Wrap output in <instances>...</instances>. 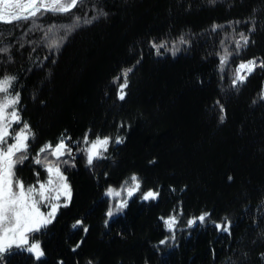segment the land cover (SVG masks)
I'll return each instance as SVG.
<instances>
[{"label": "trees", "instance_id": "1", "mask_svg": "<svg viewBox=\"0 0 264 264\" xmlns=\"http://www.w3.org/2000/svg\"><path fill=\"white\" fill-rule=\"evenodd\" d=\"M36 24H0V46L12 45L0 54V76L17 78L21 125L35 133L17 175L43 181L32 157L71 138L75 162L63 171L72 195L34 234L40 260L13 248L0 264H264V69L232 83L241 62L264 60V0H82ZM241 32L250 42L238 50ZM85 134L110 138L90 169ZM133 175L141 187L128 197ZM109 188L127 207L113 208ZM149 190L158 198L145 201ZM205 212L204 223L188 226ZM226 222L228 232L217 229Z\"/></svg>", "mask_w": 264, "mask_h": 264}, {"label": "snow or ice", "instance_id": "2", "mask_svg": "<svg viewBox=\"0 0 264 264\" xmlns=\"http://www.w3.org/2000/svg\"><path fill=\"white\" fill-rule=\"evenodd\" d=\"M80 3L82 0H0V24L12 25L19 21H32L34 27H40L36 24L37 20L49 13L71 14ZM95 18L94 16L93 19ZM80 19L79 16H76L72 24L63 27L70 32L73 27L80 24ZM90 22L84 21V23ZM236 23L240 22L237 21ZM220 27L222 26L214 25L213 31ZM54 28L55 25L48 27L45 36L51 34ZM253 30L254 26L249 29V32ZM239 35L240 39L235 41L238 50L241 47H247L250 42L248 35L243 32ZM181 43H184L183 39H181ZM59 46L60 40L57 39H53L49 44L50 48H58ZM152 46L157 49V52L160 48L165 47L164 44H153ZM11 47V44L0 46V54H9ZM231 55L225 50V54L220 57L222 68L227 64ZM8 58L11 59V56L9 55ZM257 68L264 69V60L258 61L256 58H252L241 62L235 69L233 86L237 83H244ZM131 71L132 69L129 68L122 73L124 82L120 85L119 99L121 100L125 98L124 89L128 85L127 76ZM119 78L117 77V79ZM16 79L12 75L0 76V259L5 253L16 248L32 253L36 260H40L45 253L34 234L52 223L58 209L61 206L67 207V202L71 200V187L67 183V177L61 171L60 165L61 163L65 165L68 163L66 160L61 161V157L65 155L73 157V148L70 146L71 138L67 141L61 138L54 146L52 143H47L41 147L32 159L35 164L45 168L48 179L45 181L38 179L36 184L25 185L24 180L17 175V166L23 165L25 161L29 160V142L35 139V133L27 122H23L18 131L14 127V125H21L22 119L17 107L20 103V93L17 91L13 94L11 91ZM261 98L264 99V94ZM83 143L87 146L83 150L87 153V164L92 165L94 160L103 158L101 149L107 151L110 138L97 136L96 139L89 140L88 135L85 134ZM116 143H123V140L117 139ZM41 154H44L43 159H41ZM48 156L54 157L55 160L49 161ZM36 175L39 177L40 174L36 173ZM130 179L131 187L125 189L128 197H132L141 187L136 175ZM107 194L110 196L121 195L120 192L114 191L112 188L108 189ZM158 196V192L149 190L143 194V199L145 201L155 200ZM62 198L66 201L64 204L60 203ZM127 203V200L121 201L116 206L117 210L127 207ZM41 206L46 207L48 211H41ZM107 215L111 217L113 211L109 210ZM209 215L210 213L205 212L199 217L189 219L187 224L191 227L197 221L204 223ZM81 223V221H77L73 227L75 228ZM176 223L175 216L165 221L170 231ZM230 226L231 222L216 225L218 230L224 232H228ZM84 231L87 232V228ZM161 243H165V241H161Z\"/></svg>", "mask_w": 264, "mask_h": 264}, {"label": "rangeland", "instance_id": "3", "mask_svg": "<svg viewBox=\"0 0 264 264\" xmlns=\"http://www.w3.org/2000/svg\"><path fill=\"white\" fill-rule=\"evenodd\" d=\"M263 94H264V89H263ZM22 125H19V126H17V125H14V127L16 128V130L18 131L19 130V127H21ZM100 138H104V137H100ZM9 142H11V141H9ZM110 144V143H109ZM109 146V145H108ZM87 146L83 143V145H82V150H84L85 148H86ZM108 148V147H107ZM73 151H75L74 149H73ZM101 152H102V155L104 156V155H106V151H104L103 149H101ZM74 153V152H73ZM74 155V154H73ZM42 156H44V154H42ZM74 157V156H73ZM73 157H69V156H67V155H65L64 157H62L61 158V161H64V160H66L68 163L65 165V164H63V163H61V165H60V167H61V171L63 172V174H64V176H65V172L63 171L64 169H63V167L64 166H67L68 164H71V163H73V162H75L74 160L75 159H73ZM50 158V157H49ZM73 159V160H72ZM55 159H54V157H52V158H50L49 159V161H54ZM83 160H84V164H85V166L87 167V168H93L94 166H96V163H97V161L98 160H94V162H93V164L92 165H88L87 164V153H86V151H83ZM66 177V176H65ZM48 179V174L46 175V177L44 178V180L43 181H45V180H47ZM67 183H68V181H67ZM32 184H36V183H32ZM26 186L27 185H29V184H25ZM119 197H122V195L121 196H119ZM112 206H113V208L114 207H116L121 201H123V200H119L118 199V196H115V195H112ZM66 201L64 200V198H62L61 199V201H60V203L61 204H64ZM68 203V202H67ZM60 209V208H59ZM58 209V210H59ZM41 211H44V212H46V211H48V209L46 208V207H44V206H41ZM58 212V211H57ZM57 212H56V214H57ZM169 219V218H168ZM167 220V219H166Z\"/></svg>", "mask_w": 264, "mask_h": 264}]
</instances>
